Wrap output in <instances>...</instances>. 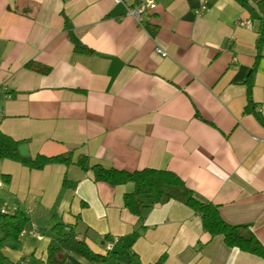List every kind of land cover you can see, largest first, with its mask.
<instances>
[{"label": "crops", "instance_id": "crops-1", "mask_svg": "<svg viewBox=\"0 0 264 264\" xmlns=\"http://www.w3.org/2000/svg\"><path fill=\"white\" fill-rule=\"evenodd\" d=\"M122 1L0 0V132L26 141L31 157L74 151L75 161L84 155L105 168L173 171L264 245V125L245 109L259 55L253 98L264 120L262 10L207 0L198 15L200 0H153L139 25L125 4L143 0ZM64 15L93 55L74 52ZM30 62L50 72L31 71ZM65 178L76 186L62 189ZM0 185V207L29 210L44 235L3 249L0 264H44L53 241L43 226L59 220L77 226L97 254H106L105 237H117L108 264H264L221 236L210 239L180 201L132 215L123 203L132 186L97 183L76 165L33 171L0 160Z\"/></svg>", "mask_w": 264, "mask_h": 264}, {"label": "trees", "instance_id": "trees-1", "mask_svg": "<svg viewBox=\"0 0 264 264\" xmlns=\"http://www.w3.org/2000/svg\"><path fill=\"white\" fill-rule=\"evenodd\" d=\"M241 5L254 4L262 10L259 18L260 27L258 31V46L264 44V0H236ZM65 29L73 44L74 52L80 55H93L94 51L76 39L71 33L69 19L64 15ZM260 56L250 70L245 80L247 106L246 112L254 113L258 120L264 125V120L260 114L256 113V104L253 98L254 75L257 71ZM31 71L41 74L50 72V68L38 63L30 62L26 65ZM26 141H16L0 132V160H8L20 163L24 167L33 171H42L48 166L63 165L69 167L76 165L84 172H91L94 181L108 184L112 187L130 185L132 191L123 197L124 208L132 215L142 218L145 211L153 205L177 200L184 203L194 212L200 215L204 230L210 239L221 236L225 245L230 249H238L244 253L264 259V245L251 232H244V227L234 226L225 222L220 214L219 206L211 202L201 201L195 192L188 187L186 182L175 172L170 170H159L146 168L133 172L119 170L116 168H105L102 165H92L87 156L80 155L75 161V152L36 157H22L20 147ZM6 183L9 176H3ZM76 183H70L64 179L62 189L74 188ZM55 218V216H54ZM31 223L30 216L21 209L14 215H6L0 212V262L4 261L2 250L5 248L19 250L21 247V233L28 228ZM51 239L53 244L48 247L47 258L44 264H67L70 255L78 256L90 263L108 264L116 261L118 254L106 252V254L94 253L88 244L79 238L77 226H69L62 221H56L51 227ZM137 237V234H136ZM109 238V237H107ZM164 258L159 261L162 263Z\"/></svg>", "mask_w": 264, "mask_h": 264}, {"label": "built area", "instance_id": "built-area-1", "mask_svg": "<svg viewBox=\"0 0 264 264\" xmlns=\"http://www.w3.org/2000/svg\"><path fill=\"white\" fill-rule=\"evenodd\" d=\"M115 2L124 4L122 0H115ZM206 2L207 0H200L201 8L198 11V15L203 14L204 10L206 9ZM125 6H126L127 14L133 17L138 22L139 25H142L144 22V19H143L144 13L149 10H154L156 8V4L153 0H143L138 5L128 6L125 4ZM158 52L161 53L160 50H158ZM1 187L2 186L0 185V188ZM18 210H20V208H18L17 206H9L6 203H4L0 207V212L6 215H14ZM24 213L28 216L31 214L29 210L24 211ZM24 236H30L39 241L43 240L44 238V235L42 234V232L34 224H31L28 229H25L21 233V238ZM104 241H105V251L106 252H113L115 250V247L119 243V239L117 237H111V238L105 237Z\"/></svg>", "mask_w": 264, "mask_h": 264}, {"label": "rangeland", "instance_id": "rangeland-1", "mask_svg": "<svg viewBox=\"0 0 264 264\" xmlns=\"http://www.w3.org/2000/svg\"><path fill=\"white\" fill-rule=\"evenodd\" d=\"M52 225H53V223H51V226H43V228H44L43 233H45V234H46V237H48V238H51V237H50V236H51L50 232H51V227H52ZM38 244H39V245H42V247L44 248V246H45L47 243L44 242L43 244H41V243L38 242ZM78 258H79V257H77V256H75V255H71V258L69 259V264H73L72 262H73L74 260H79Z\"/></svg>", "mask_w": 264, "mask_h": 264}, {"label": "water", "instance_id": "water-1", "mask_svg": "<svg viewBox=\"0 0 264 264\" xmlns=\"http://www.w3.org/2000/svg\"><path fill=\"white\" fill-rule=\"evenodd\" d=\"M19 150H20V155L22 157H28L29 156L28 148L26 145H22Z\"/></svg>", "mask_w": 264, "mask_h": 264}]
</instances>
